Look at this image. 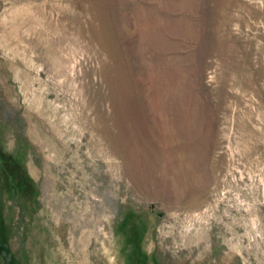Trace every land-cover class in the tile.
I'll use <instances>...</instances> for the list:
<instances>
[{"label": "rangeland", "instance_id": "obj_1", "mask_svg": "<svg viewBox=\"0 0 264 264\" xmlns=\"http://www.w3.org/2000/svg\"><path fill=\"white\" fill-rule=\"evenodd\" d=\"M0 264H264V0H0Z\"/></svg>", "mask_w": 264, "mask_h": 264}]
</instances>
